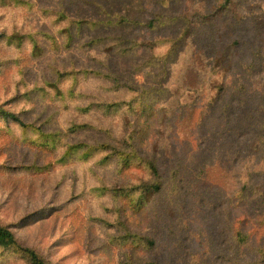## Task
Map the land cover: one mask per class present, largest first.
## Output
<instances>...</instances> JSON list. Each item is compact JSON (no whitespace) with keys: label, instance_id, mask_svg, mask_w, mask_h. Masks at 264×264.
<instances>
[{"label":"trees","instance_id":"obj_1","mask_svg":"<svg viewBox=\"0 0 264 264\" xmlns=\"http://www.w3.org/2000/svg\"><path fill=\"white\" fill-rule=\"evenodd\" d=\"M0 136L98 264H264V0H0Z\"/></svg>","mask_w":264,"mask_h":264},{"label":"rangeland","instance_id":"obj_2","mask_svg":"<svg viewBox=\"0 0 264 264\" xmlns=\"http://www.w3.org/2000/svg\"><path fill=\"white\" fill-rule=\"evenodd\" d=\"M259 15V14H255ZM25 133H22L24 135ZM29 141L28 144H31ZM44 155L40 150L37 154ZM32 156L26 149L20 151L10 136H0V222L9 227L22 244L40 254L49 256L54 264H98L103 257L85 254L79 235L68 219L57 214L51 218L38 217L45 208L58 206L66 197L52 176H43L36 170L12 168L21 157ZM142 177V176H140ZM148 179L147 174L144 175ZM111 229V227L109 228ZM99 233L100 230L90 228ZM133 233L130 234L132 236ZM134 242L135 238H130ZM0 264H25V258L16 250L0 249Z\"/></svg>","mask_w":264,"mask_h":264}]
</instances>
